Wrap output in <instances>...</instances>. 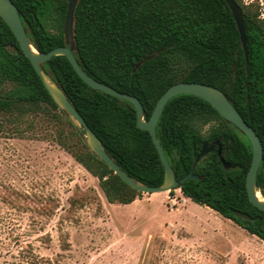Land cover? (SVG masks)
<instances>
[{
	"label": "trees",
	"instance_id": "obj_1",
	"mask_svg": "<svg viewBox=\"0 0 264 264\" xmlns=\"http://www.w3.org/2000/svg\"><path fill=\"white\" fill-rule=\"evenodd\" d=\"M11 1L38 52L69 47L85 74L136 96L144 119L174 83L201 82L220 89L260 138L262 158L256 189L264 197V20L259 17L257 2L235 0L245 25V58L224 0H78L72 43L63 32L68 0ZM42 68L123 171L150 186L163 182L157 150L149 132L136 125L130 102L88 86L64 55L52 56ZM3 85L11 88L0 92V115L21 118L28 112L53 110L55 117L72 125L0 16V88ZM73 130L84 149L72 153L98 178L108 202L130 203L142 194L99 160L76 128ZM155 132L176 179L191 170L204 142L220 139L222 156L231 166L223 167L215 147L195 163L193 173L198 177L188 178L179 190L264 242V210L249 201L245 187L252 156L247 137L210 103L192 94H178L166 102ZM32 264L53 262L34 255Z\"/></svg>",
	"mask_w": 264,
	"mask_h": 264
},
{
	"label": "rangeland",
	"instance_id": "obj_2",
	"mask_svg": "<svg viewBox=\"0 0 264 264\" xmlns=\"http://www.w3.org/2000/svg\"><path fill=\"white\" fill-rule=\"evenodd\" d=\"M242 2L264 20V0ZM54 114L0 115V264H264L261 239L179 188L108 202L72 153L84 149L73 123Z\"/></svg>",
	"mask_w": 264,
	"mask_h": 264
},
{
	"label": "water",
	"instance_id": "obj_3",
	"mask_svg": "<svg viewBox=\"0 0 264 264\" xmlns=\"http://www.w3.org/2000/svg\"><path fill=\"white\" fill-rule=\"evenodd\" d=\"M77 1L78 0H68L67 4L63 32L65 34L66 41L69 43H72L73 41V13ZM224 1L231 11L236 28L239 33V38L244 50L245 58H247L246 31L240 6L235 0ZM0 16L11 29L22 52L29 59L30 63L32 64L54 103L61 111L66 113V115L73 123L74 127L80 133L86 147L99 160H101L109 168H111L114 173L118 174L120 178L129 186L141 191L142 193L163 192L179 188L188 178L198 177L193 173V167L195 163L203 155H205L215 147L217 148V153L223 167L229 168L231 166V164L225 161L222 156L220 139H216L211 142L206 141L201 145L200 151L195 158L191 170L186 175L182 176L179 179H176L174 171L170 166L156 136L155 129L160 113L166 102L171 97L178 94H192L210 103L225 120L230 122L247 137L252 151L251 162L245 176L247 197L252 204H254L259 209L264 210V197H262L259 191L256 189V174L262 158V144L260 138L258 137L255 130L240 116L238 111L234 108V106L230 103L228 98L220 89L201 82L181 81L174 83L160 95L151 111L149 118L144 119L142 105L136 96L118 91L114 87L100 82L85 74L79 67L69 47L57 46L47 52H38L32 45L30 38L26 34L23 24L20 20V15L17 7L11 0H0ZM55 55L66 56L77 75L91 88L100 90L117 98L125 99L132 104L136 115V125L139 128L147 130L149 132L163 166L164 177L163 182L160 185L150 186L136 180L132 176H129L125 171H123L109 156L100 138L90 128V126L86 123L80 113L74 108L64 91L43 70L42 63ZM138 65L139 63H137L135 67H137Z\"/></svg>",
	"mask_w": 264,
	"mask_h": 264
}]
</instances>
